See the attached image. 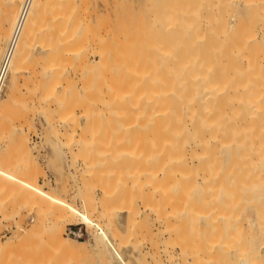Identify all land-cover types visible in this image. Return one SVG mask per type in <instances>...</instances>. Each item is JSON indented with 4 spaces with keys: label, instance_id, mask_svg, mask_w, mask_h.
<instances>
[{
    "label": "rangeland",
    "instance_id": "rangeland-1",
    "mask_svg": "<svg viewBox=\"0 0 264 264\" xmlns=\"http://www.w3.org/2000/svg\"><path fill=\"white\" fill-rule=\"evenodd\" d=\"M137 1H139V3ZM141 1L142 0H82L83 10H81L80 15H78L79 13L76 14V18H78V26L77 23H75L76 21H74L76 19H74L75 15H72V13L69 12V7H66L65 10L63 9L64 13L66 12V15L63 11L61 14L59 13L61 12L60 10H62L59 6L55 7L61 9L57 10V8L55 10L54 8L50 10V14L47 11L48 15L47 13L46 15L48 18H46V16L44 18L47 20L48 23L46 24L48 26L45 24L46 20H42L45 27H51L54 23H64V21L68 23L71 21L69 22V26L72 25L73 27V25H75V30L73 29L74 32H72L70 39L75 35L76 38L74 37L71 42L74 40L77 44L74 43V41L72 43L67 42L66 44L71 43L72 45H69L70 48H68V46H64L65 48H63L62 46L65 43L62 39L57 38L59 36L58 33V35H55V31H53L57 39L51 38L54 36L50 37V35L53 34L52 32L47 35L45 33L46 38L49 36L47 43L49 40V42L51 41V44H54L59 39V41L63 42L62 46H60V51H58L59 54H56V49L49 50L50 44H47L46 40L45 44L47 45L42 43L45 46L39 43L43 41L45 37H41V39H43L37 41L38 39H36L35 36L34 42L36 43L32 46L34 51L31 49L34 57L29 58L30 60L28 59L29 61L27 60V63L25 62L28 70L25 67L24 71H22L24 74L22 72L20 73L19 78L21 79L18 81L19 86H16L19 91L16 89L17 92L13 94L15 95V99L13 98V102L8 109L9 111L7 110V117H5L4 122L5 126H3L4 128L0 134V264H238L239 261L237 260L241 258V255H246V253L247 259H245V256L244 258L242 257L245 259L243 264H264V248H259L256 244V242L259 243L264 241V196L261 194L262 197L259 194V197L256 196L259 189L258 193H261L260 191L262 190L264 191V185L260 183L261 185H259V187H254L252 189L248 188L252 185V180L257 179V176H245V170L241 169L243 167L240 166L241 163L238 164L237 161H234V163L230 165L231 167L229 166L232 168L233 165L235 176L233 177V180L228 183L227 191H230L229 195L232 194L233 196H229L231 200L228 206L224 208V204L222 203L221 205L227 213L230 211L229 213L231 214H228L229 217L231 215L233 216L229 218L227 223L231 224L230 226L233 230L232 234L236 236L234 238L231 234V241H236L237 238L240 242L237 241L236 246L239 245L237 249L236 247L231 246L226 248L222 247L223 250L219 249L218 251L216 248V250L214 249L216 252L211 250V248L208 247L210 234H203V232L199 230L200 227L199 229L197 228L199 222L197 224L196 219L191 217H189L191 220L188 218L187 221L189 222H187V225H183L184 222H181L183 228H181L180 232L179 230L177 231L179 232L176 233L178 234V237H176V239L175 236L170 238L169 233L164 231L163 226L154 219L155 216L148 213V180H146L148 178V153H146L148 150L147 143L145 144V141L147 140L144 137H140L142 138L141 142L144 143H142L143 147L140 148L142 146L140 142V147L137 149L134 145L135 148L129 146L134 144H131L133 139H130V142L128 141V137L132 138L131 136L135 137L134 142L137 140L136 137L138 130L141 136L148 135L143 133L148 127H144V129L142 125L140 128L134 126V123L139 119H142L141 121H144V123H146L145 121L148 123V103H145L146 101H144L143 98H141V102H136V98H128L129 100H124V102L123 99H121V101H116L115 99H117L118 94L114 91L116 90L118 93L119 90L117 89L122 87L121 84H123V81L120 84L121 87H119L118 83L115 86L116 80L118 81L121 77L120 80L127 81H125L127 85L124 83L126 87L123 84L124 87L123 89L121 88V90H124L125 88L126 91L130 89V83L128 81H137L140 78H145L143 80L146 81L145 76L148 73V35H146L147 37L144 36V33L147 32L142 26L141 21L139 20L140 22H138L137 26L136 21H134L136 20L134 19V17H136L134 14L137 12L134 8L136 5L141 7ZM61 2L62 3L59 2L60 5L66 3L64 0H61ZM135 3L136 5H134ZM259 8L261 9L262 6ZM132 9L136 12L134 13ZM257 11L259 10L257 9ZM58 13L66 17L68 16L67 20L64 17L65 20L63 21L62 19L63 22L57 21L54 15ZM79 22L82 24H79ZM84 23H86L87 26H85ZM133 23H135L136 27L132 25ZM122 26L127 30H123ZM85 28L87 29V32ZM139 29H142V32ZM124 31H127L128 33ZM56 32L58 31L56 30ZM80 33L83 34L81 35ZM122 33L126 34L128 40L137 39V41L134 40L132 42H127L124 38L123 42L124 44L126 42L127 45L125 44L124 46L123 43L120 44V42H122L121 39L123 38L120 37L122 36ZM77 34H80L78 38ZM137 34H143V36L141 37ZM112 35H114L115 38ZM139 37L140 39L138 40ZM81 38H83V41ZM68 39L66 40L69 41ZM59 41L58 43L61 44ZM141 41L142 43H140ZM138 42L139 44H142V46H139L138 44L137 47L136 44ZM6 43L7 40L5 42H0V45L3 46H0L3 48L1 50L2 53H0V58L3 55ZM58 43H56V45L59 46ZM54 45H51L52 48H56V45ZM34 46H36V49ZM134 46H136V48ZM73 47L77 48L76 51L72 50ZM122 48L127 50L123 51ZM133 48H135L136 52ZM46 49L50 52H55L56 55L52 53L53 55L51 54L52 56L49 57L50 54L49 56L46 54L48 53ZM67 49L71 50V52L68 53L69 50ZM96 51L100 53L101 57ZM122 52H125V54ZM112 53L116 54L114 55ZM38 55L39 58L40 55H45L43 56L45 60L42 59V61V57L40 59L37 58ZM138 55L141 58H139ZM59 56H61V59ZM103 56H106V58ZM67 57L69 60H67ZM100 58L106 59L104 60L105 63L102 65L98 64L103 63V60H100ZM50 59H53L54 61H51ZM138 60H140V63L138 62V64H136ZM46 62H48V64ZM43 63H46L47 67L46 65L42 66ZM54 63L58 67H55ZM74 64L76 65L74 66ZM122 64H124V67ZM136 65H139V68ZM41 67L47 68L45 69L46 78L49 77L47 76V73L51 76V71H53L51 80L50 78H47L52 83H49L47 86H43L42 84L44 83L45 76L43 73L45 70ZM53 67H55L56 70L52 69ZM41 69L43 75L40 73L42 72ZM134 69L137 70L138 76L137 73L135 75L133 74V72H136ZM59 71L60 74H58ZM112 72L114 75H111ZM129 72H131V75ZM59 75L62 77L65 76L66 79L61 77L62 80H58V78H60ZM115 76L116 80H113L115 79ZM39 77L43 79H40ZM126 78H129V80ZM56 80H58V82H56ZM145 81L144 84L146 83ZM8 83L9 81H7L8 86H5V90L2 94L4 100L8 99V97L12 98L9 90L10 83ZM52 84H54V86ZM36 85H38L39 88ZM52 86L58 91L57 93L62 92L63 95L60 93V95L57 96V94L54 93L55 91H51L53 90ZM46 93L47 96H45ZM105 93L107 95H105ZM30 94L31 96H29ZM114 95H117V97ZM40 96L41 98H39ZM43 96L46 98H43ZM47 97H49V99ZM63 97L65 98V101ZM125 101L129 104H126ZM63 111L65 113H63L64 115L61 114ZM70 111L72 115H70ZM73 111L76 113V117L73 114ZM18 116L20 118H18ZM7 118L11 119L8 120ZM147 123L145 124L146 126H148ZM130 124L132 125L130 126ZM127 128L129 131L126 130ZM141 130L144 131L141 133ZM15 136L26 138L30 151L14 147L13 139ZM87 138L97 140V146H94L95 143H93L94 147L88 146V148L86 147L87 149H81L78 144L83 141H88L89 139L87 140ZM119 139H121V142H118ZM118 143H121L120 146ZM138 143L136 142L137 145ZM122 149L124 150L122 151ZM126 149L128 150L127 152ZM98 150L100 152L105 150L103 152L106 154L102 155ZM139 150L142 151L140 152ZM115 151L120 155H116ZM137 152L139 155H137ZM134 153H136L135 157ZM122 155L125 156L124 162L122 160L123 158H121V162L117 158L118 156L122 157ZM126 156H128V159ZM132 158H135L134 161ZM136 158L138 159L136 160ZM237 169H239L238 172ZM255 171H253V174ZM145 176H147L146 179H144ZM246 179L248 180L246 181ZM254 180L253 182L255 183ZM241 182H243V184ZM245 183L247 185L249 183V186L245 185ZM234 186L236 189H234ZM112 190H114L113 193L111 192ZM132 190V194L135 196L130 194ZM254 190H256L255 193L251 194ZM115 191L116 193H114ZM240 191L243 192L241 193ZM106 192L109 195H107ZM111 193L115 195H112ZM235 194H239L240 196L245 195V200L249 198L250 195H252V198L250 197V200L247 199L245 201L242 196H237V198H235ZM237 200H240L239 202L242 205H237L239 204ZM126 201L127 203L129 202L128 204H130L131 201V205L132 202L134 203L132 208L134 207L133 210H135L136 213H129L126 210H118L119 205L123 203L126 204ZM241 201H245V204ZM113 204H115L116 207H114L116 209L115 212L113 211V217L116 220L114 225L110 224V218L106 217V210H108L106 208L109 205L113 207ZM245 205L248 206V208ZM251 205L255 206L251 207ZM242 206L244 208L246 207V210L244 209L245 211H243L244 213L242 212ZM240 212H242L243 215ZM239 213L242 215V218L239 217ZM246 214L248 216L252 215L251 217L255 219L259 218L257 220L258 226H256L257 224L250 225V221L247 220ZM244 215L246 217H244ZM235 216L237 219H235ZM261 216L263 218H260ZM83 219L88 223V227L91 226V235L79 238L67 237L65 232L66 224L69 222H79ZM234 220L236 221L235 224L238 226L233 225ZM95 222L97 223L96 226L94 224ZM241 222L242 224H240ZM50 223H61L59 226L60 228L63 227V236L71 241L72 246L64 244L65 247H67H63L64 242H60L58 240L59 237H57V240L63 246L56 241V231L53 232L55 233L53 235L50 230L54 226ZM239 226L242 228L238 229ZM50 227L52 228L50 229ZM180 227L181 226H179V228ZM234 227L236 228V231L238 230L237 232L234 231ZM252 227H256L258 232ZM245 228H247L248 231H246ZM257 233H259L260 237L259 235L257 236ZM96 240L98 243L95 242ZM178 243H183L184 248L180 247ZM81 245H85V247H82ZM241 245H243V247ZM247 246H249L247 249L250 248L249 251L243 249ZM68 247L70 248L68 249ZM256 248L260 249L259 252L258 250L256 251ZM225 249L226 251H224ZM213 254L217 257L215 256L214 258ZM250 258L251 261H248Z\"/></svg>",
    "mask_w": 264,
    "mask_h": 264
},
{
    "label": "bare ground",
    "instance_id": "bare-ground-1",
    "mask_svg": "<svg viewBox=\"0 0 264 264\" xmlns=\"http://www.w3.org/2000/svg\"><path fill=\"white\" fill-rule=\"evenodd\" d=\"M64 1H66V3H63L62 5L59 4V2L62 3L61 0L60 1L59 0H33L32 2V5L28 12V15H27L23 30L21 32L20 38L18 40V43L14 49V52L12 53L9 59L7 81H9L10 83L9 90H10V96H12V98L8 97L9 100L8 99L4 100V98H2V95H0V134L2 133V129L4 128L3 126H5L4 122H5V117H7L6 116L7 110L9 109L10 104L13 102V98L15 96L13 94H15L17 90L19 91L17 87L19 86L18 81L19 79H21L19 78L20 73L24 71L25 67L28 70L27 64H26L27 60L31 57H34V54L33 52H31V49L32 50L34 49L32 48V46L34 45V43H36L34 42L35 36H36V39H38L37 41L39 40L41 41L45 37L43 41L39 42L41 44L42 43L45 44V40L47 43V39L49 37L47 36L46 38V35L48 33H51V32L53 33V31H55L54 32L55 35L59 34L57 38L62 39V41L65 44H63L62 41H59L60 39L58 41L61 42V44L55 40L56 42L54 44L56 45V43H58L59 46L56 45V48L55 47L52 48L54 44H51L50 43L51 41L49 42L48 40V43L50 44L49 46L51 47V48L49 47V50L51 51L53 49L54 50L56 49V54L58 53V51H60V48H61L60 46H62V44H63L62 46L63 48L67 46L68 48H70V46L72 45L71 43L74 41L73 40L71 42V40L74 37L76 38V36L74 35L72 39H70L72 32H74L75 30L74 29L75 25H73L72 27L70 23L71 26H69V22L71 21H69L68 23L64 21L65 20L64 17L67 20L68 16L66 17L60 14L62 13V11L64 13V10L66 9V7H69L70 9L69 12L72 13V15H75L74 16V19H75L76 14L79 13L78 15H80L81 10H83L82 0L81 1L80 0H69L71 4L69 3L68 0H64ZM21 2L22 0H0V42H5L10 37L12 27L15 22ZM137 2L139 3V1ZM134 5H136V3ZM140 5L141 7H138L139 5L138 6L136 5V7L134 8L137 11V12L135 11L136 14H134L136 15V17H134V19L136 20L134 21H136V26L138 25V22L141 21L142 26L145 28L146 32L148 33V34L144 33L145 34L144 36L148 35V73L147 75L145 74L146 81L143 80L145 78L143 79L140 78L137 81L133 80L134 82L128 81L130 84L132 82V84L131 85L129 84L130 89L126 91L125 88L124 90H121V88L123 89L125 84L127 85L126 80H125L126 82L124 80H120L122 78L121 77L118 80L119 81L118 82L116 80V76H115V79H113L114 77L112 79L116 80L115 86L117 85V83L119 87H121L122 85L120 89H117L118 86L117 88L115 87L117 90H119L118 93L116 92V90H114L115 93L118 94V97H119L118 98L117 95H114L115 97H117V99H115L116 101L117 100L121 101V99H123V102H124V100L127 101L130 98H136L135 99L136 102L138 101L141 102V98H143L144 101H146L145 103H148V118H147L148 123L147 121H145L148 126L145 125L146 123H144V121H141L142 119H139L136 123H134L135 124L134 126H138L139 128L141 127V125L143 126V128L148 127L147 129L144 128L146 131L144 130L140 131L141 133L144 131L143 133H146V135L148 134L147 136H141L139 133V130L137 131L138 132L137 137L139 138L144 137L147 140L145 141V144L147 143L146 145H147V150H148L146 152L148 153L147 154L148 155V178L146 179L147 176H145L144 179L148 180V182L146 181L148 183V187L145 181L144 183L146 187L148 188V213L155 216L154 219H156L158 223L163 226L164 231H167L169 233L170 238L175 236V239H176V237H178V234L176 233L180 232L181 228H183V225H187V222H189L187 220L189 217H191V218L196 219L197 224L199 222V224L197 225V228L199 229L200 227L199 230L203 232V234H210V238L208 239V247H210L211 250H214V249L216 250L217 248V251H218L219 249L223 250L224 247L226 248V247H231V246L236 247L237 249V247L239 246V245L236 246L238 239L236 238V241H231V237H232L231 234L233 230L230 226L231 224L227 223V221H229V218L232 215L229 217L228 214H231L229 213L230 211H228L227 213L226 210H224V208L229 205V202L231 200L229 196L232 195V194L229 195L230 191L229 192L227 191L228 183H230L233 180V177L235 176L234 174L235 172L233 171L234 167L232 165V168H230L231 167L230 165L234 163V161H237L238 164L241 163L240 166L243 167L241 169L245 170L244 171L246 172L245 176H248V175H250L251 177L252 175L253 177L257 176L256 180L253 179L255 183L252 180L251 186H249V183L248 185L245 183V185L249 186L248 188L252 189L254 187H259V185H261L260 183L264 185V11H263L264 10V0H142ZM55 6L61 7L62 10H60L61 12L58 11L60 13V14L58 13L60 16L58 14H55L54 17L57 19V21H61V22L64 21V23H58V24L54 23L55 25L52 24L51 27L50 26L45 27L44 25L48 22L44 17L46 16V18H48L47 11L50 14V10L54 8L56 10L58 8ZM260 6H262L261 9L259 8ZM61 8H58L57 10ZM134 9H132L133 12H134ZM257 9L259 11H257ZM57 15L59 16V18ZM43 19L46 20L45 24L42 23ZM77 19L78 18H76L74 21H76L75 23H77V26H78ZM79 24H82V23L79 22ZM84 24L85 26H87L86 23ZM132 25L135 26V23H133ZM46 26L48 25L46 24ZM82 29H83V26H82ZM122 29L127 30V29H124L123 26H122ZM56 30L58 32H56ZM86 32H87V29H86ZM124 32H127V31H124ZM54 33L52 35L50 34L49 35L50 37L54 36L51 38L55 39L56 37ZM80 34L82 35L83 33H80ZM39 35H40V38H39ZM79 35L77 34V38ZM112 36L114 37V35ZM138 36L142 37L143 34L141 35L139 34ZM41 37L43 38L41 39ZM120 37L121 38L123 37L122 39L120 38L122 40L120 44L121 43L124 44L123 42L124 38L127 40V42L128 41L132 42L134 40L137 41V39L128 40L125 33H122V36ZM66 39H68L69 41H67ZM81 39L83 41V38ZM139 39L140 37L138 38V40ZM75 40H78V39H75ZM67 42H71V43L66 44ZM74 43L76 42L74 41ZM140 43H142V41ZM138 44L139 42L136 44L137 47H138ZM140 45L142 46V44H139V46ZM0 46L3 47L2 45ZM136 46L134 47L136 48ZM34 47L36 49V46ZM135 48H133L134 51H135ZM2 49L3 48L0 49V53H2L1 52ZM39 49H40V45H39ZM76 49L77 48H74V47L72 48V50L74 51H76ZM49 50H47L48 53L46 54H48V56L50 54L49 57H51L53 54H55V52L53 51L50 52ZM124 50H127V49H123V51ZM70 52L71 50L68 51V53ZM98 54L100 55L99 52ZM123 54H125V52ZM43 56L40 55V58L42 57L41 60L42 59L45 60ZM131 56H132V53H131ZM59 57L61 59V56ZM37 58H39V55L37 56ZM104 58H106V56ZM104 58L102 59L100 58V60H103V63H98L99 65L100 64L102 65L105 63L104 60L106 59ZM50 60L54 61L53 59H50ZM67 60H69L68 57H67ZM138 62L140 63V60H138L136 64H138ZM46 63L48 64V62ZM46 63H43L42 66L46 65L47 67ZM54 65L55 67H58L56 66L55 63ZM75 65L76 64H74V66ZM123 65L124 64H122V66ZM122 66H121V69H122ZM55 67H53L52 69L56 70ZM43 69L45 70L47 68L44 67ZM51 72L52 74L51 73L49 74L53 76V71ZM40 73L42 74L43 71ZM130 73L131 72H129V74ZM136 73H137V70L135 73L133 72L134 75ZM43 74L45 76L46 70L44 71ZM58 74H60V71ZM111 75H114L113 72ZM47 76H49L47 78L48 79L50 78L51 80L52 77L48 75V73H47ZM59 76L60 78H58V80H60L62 77L61 75ZM137 76H138V73H137ZM39 78L43 79L41 77ZM47 78L45 76L44 81H43L44 83L41 82L43 86L44 85L47 86L49 83H52ZM62 78L66 79L65 76ZM129 78L128 79L126 78V79L129 80ZM58 80H56V82H58ZM7 81H6V85H7ZM122 81H123V84L125 83L124 85L121 84ZM144 81L146 82L145 84H144ZM39 82H38V85H39ZM54 84L52 85L54 86ZM53 86H52L53 90L51 91H55L54 93H56L57 96L60 95V93L61 95H63L62 92L57 93L58 91L55 90ZM105 95L107 94L105 93ZM29 96H31V94ZM45 96H47V93ZM138 97L140 100L138 99ZM39 98H41V96ZM43 98H46V97L43 96ZM47 98L49 99V97ZM64 101H65V98H64ZM126 101L125 103L127 104L128 102ZM63 113L64 111L61 114L64 115L65 113L64 114ZM69 113H71V111ZM73 114L75 115L76 113L74 112ZM70 115H72V113ZM18 118L20 117L18 116ZM131 125L132 124H130V126ZM126 130H128V128ZM131 137L132 138L128 137V141L130 139L131 140L133 139V141L131 140L130 141H131V144L132 143L134 144L129 145V146L134 145L136 146V149L139 148L140 147L139 144L142 138L139 139L136 137L137 140H135L134 142L135 137L133 136ZM91 138H87V140L89 139L88 141H85V142L83 141L82 143L78 144V146L80 145L81 149L83 148L87 149L88 146H93V143H95L94 146L95 145L97 146V140H92ZM90 139L92 140V142ZM120 140L121 139H119L118 142ZM13 141L15 145L14 147L21 149V150L30 151L28 148V143H27L26 138H23L21 136H15ZM136 142L137 143L139 142L138 143L139 146L136 144ZM142 143L144 142H141L142 146L140 148L143 147ZM123 150L124 149H122V151ZM127 151L128 150L126 149V152ZM102 152L99 151V153H101L102 155L106 154ZM119 152H120V148H119ZM117 154L120 155L118 152H116V155ZM135 154L136 153H134V157H135ZM137 155H139V153ZM128 156H126V158ZM117 158L120 160V162H121V158H123L122 160L124 162L125 156L122 155V157L118 156ZM138 158H136V160ZM132 159H131V162H132ZM238 170L239 169H237V172ZM253 171H255L254 174H253ZM247 180L248 179H246V181ZM249 181H250V178H249ZM241 183L243 184V182ZM234 189H236V187ZM113 191L114 190H112L111 192L113 193ZM255 191L256 190H254V192L251 194H254ZM132 192L133 190L131 191L130 194H132ZM258 192L256 193L257 194L256 196H258V194L259 195L261 194L262 196H264L263 190L260 191L261 193H258ZM114 193H116V191ZM112 195H115V194H112ZM237 196H240V195L237 194L235 198H237ZM244 196H242L243 199H244ZM251 196L252 195H250V197ZM119 201H122V200H119ZM239 201L240 200H237V202ZM244 202L242 203L245 204ZM128 203L126 201V204ZM222 203L224 204L223 206L224 208H222L221 206ZM126 204L123 203L119 205L118 210L119 211L126 210L129 213H134L135 212V210H133L134 207L132 208V206H134V203L132 202V205H131V201H130V204L128 205ZM237 205H242V204L239 202V204ZM248 206L246 207L248 208ZM254 206L251 205V207H254ZM114 207H115V204H113V207L110 205L107 208L105 207L106 209H108V210L105 209L106 214H107L106 217L110 218V224H113V225L116 223V220L113 217L114 212L116 210L115 209L116 207L115 208ZM245 208L243 207L242 212L246 210ZM263 214H264V211H263ZM242 215H240L239 217H241ZM251 216L247 215V220L250 221L249 222L250 225L257 224L256 226H258L257 220L259 218L255 219V218H252ZM262 216L260 218L264 217ZM244 217L246 216L244 215ZM235 219H237L236 216H235ZM185 220H186V223H185ZM83 222H86V220ZM181 222L182 223L184 222L183 225ZM233 223H234L233 224L234 226L237 225L235 224L236 223L235 220ZM50 224L54 226L53 228L50 227V229L52 228L50 231H52V233L56 231V234L53 233V235L54 234L56 235V241L59 240L60 242H64L63 245L67 244V246H72L71 241H69L63 236V233H62L63 227L60 228L59 226V224L61 223L59 224L50 223ZM240 224H242V222ZM179 226L181 227L179 228ZM239 228L241 229L242 227L239 226L238 229ZM252 228H255L257 231L256 227H252ZM178 230L179 232H177ZM245 230L248 231L247 228H245ZM234 231H236V228ZM258 235L259 233H257V236ZM66 236L69 238H76V237H72L67 234ZM246 236H247V233H246ZM57 237H59L58 240H57ZM233 237L235 238L236 236L233 235ZM59 241L58 243L62 245ZM95 242H97V240ZM256 244H257V247L264 248V241L259 242V243L256 242ZM65 245L63 247H65ZM178 245L184 248L183 243H178ZM81 246L85 247V245H81ZM241 246L243 247V245ZM249 246L243 249H245L246 251L247 250L249 251L250 248L247 249ZM69 248L70 247H68V249ZM257 250L259 252L260 249L256 248V251ZM224 251H226V249ZM215 256L216 255H214V258ZM244 256H245V259H247V253L246 255H243V256L241 255V258L239 257L240 259L238 258L239 259L237 260L239 261L238 264L244 263L245 261V259H243ZM248 261H251V258L248 259Z\"/></svg>",
    "mask_w": 264,
    "mask_h": 264
},
{
    "label": "built area",
    "instance_id": "built-area-1",
    "mask_svg": "<svg viewBox=\"0 0 264 264\" xmlns=\"http://www.w3.org/2000/svg\"><path fill=\"white\" fill-rule=\"evenodd\" d=\"M32 2L33 0H22L12 27L10 37L7 40L3 55L0 58V95H2L5 90L9 59L18 43ZM94 224L96 226L97 223L95 222ZM65 232L67 235L76 238L87 237L88 235H91L90 227H88L86 222L81 221L75 223H67Z\"/></svg>",
    "mask_w": 264,
    "mask_h": 264
}]
</instances>
